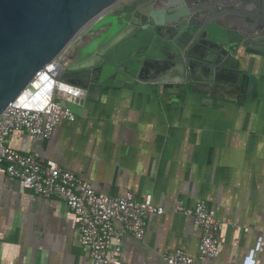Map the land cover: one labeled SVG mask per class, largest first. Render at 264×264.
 <instances>
[{"label": "crops", "instance_id": "crops-1", "mask_svg": "<svg viewBox=\"0 0 264 264\" xmlns=\"http://www.w3.org/2000/svg\"><path fill=\"white\" fill-rule=\"evenodd\" d=\"M67 54L80 57L74 44ZM218 64L227 77L137 75L84 96L71 91L56 99L73 120L44 139L14 131L8 145L96 190L150 195L165 209L148 216L141 240L122 237V264H164L162 252L175 248L196 256L199 227L172 209L201 198L221 222L218 255L201 264H264V47L231 44ZM77 236L62 200L34 194L0 165V264H94Z\"/></svg>", "mask_w": 264, "mask_h": 264}, {"label": "water", "instance_id": "water-1", "mask_svg": "<svg viewBox=\"0 0 264 264\" xmlns=\"http://www.w3.org/2000/svg\"><path fill=\"white\" fill-rule=\"evenodd\" d=\"M119 2L0 0V113L10 103L41 108L57 90L84 96L130 81L154 58L180 60L192 76L195 64L221 70L231 44L264 47V0ZM72 44L80 57L60 60Z\"/></svg>", "mask_w": 264, "mask_h": 264}, {"label": "built area", "instance_id": "built-area-1", "mask_svg": "<svg viewBox=\"0 0 264 264\" xmlns=\"http://www.w3.org/2000/svg\"><path fill=\"white\" fill-rule=\"evenodd\" d=\"M77 39L82 40L78 36ZM67 49L60 54V60L64 61L68 55ZM69 92L70 88L53 92L41 108L10 103L3 109L0 113V165L8 176L34 194L60 199L67 205L77 225L78 241L87 247L94 264H122V237L128 234L141 240L148 216L162 214L165 209L153 204L150 195L139 199L132 191L118 196L96 190L87 180L61 168L55 161L40 160L33 153L8 145V138L14 131H24L33 140L44 139L60 121L73 120V112L56 99L67 98ZM172 210L191 217L200 229V238L196 256L175 248L162 252L163 263L201 264L204 259L215 258L221 222L205 199H198L189 206L178 200Z\"/></svg>", "mask_w": 264, "mask_h": 264}, {"label": "bare ground", "instance_id": "bare-ground-1", "mask_svg": "<svg viewBox=\"0 0 264 264\" xmlns=\"http://www.w3.org/2000/svg\"><path fill=\"white\" fill-rule=\"evenodd\" d=\"M141 78H160L165 80L179 79L183 76L180 60L154 58L144 62L137 70ZM229 75L228 71L219 70L212 73L210 68L205 65L195 64L192 66V76L199 79H223ZM232 78V77H231Z\"/></svg>", "mask_w": 264, "mask_h": 264}, {"label": "rangeland", "instance_id": "rangeland-1", "mask_svg": "<svg viewBox=\"0 0 264 264\" xmlns=\"http://www.w3.org/2000/svg\"><path fill=\"white\" fill-rule=\"evenodd\" d=\"M190 77V75H189V73L187 72V71H184V78H189Z\"/></svg>", "mask_w": 264, "mask_h": 264}, {"label": "flooded vegetation", "instance_id": "flooded-vegetation-1", "mask_svg": "<svg viewBox=\"0 0 264 264\" xmlns=\"http://www.w3.org/2000/svg\"><path fill=\"white\" fill-rule=\"evenodd\" d=\"M131 1V0H130ZM149 2H153V0H148ZM84 35V34H83Z\"/></svg>", "mask_w": 264, "mask_h": 264}]
</instances>
